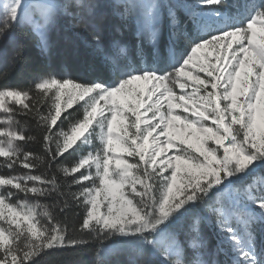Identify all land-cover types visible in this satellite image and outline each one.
Wrapping results in <instances>:
<instances>
[{"label":"snow or ice","instance_id":"obj_1","mask_svg":"<svg viewBox=\"0 0 264 264\" xmlns=\"http://www.w3.org/2000/svg\"><path fill=\"white\" fill-rule=\"evenodd\" d=\"M0 158V264H264V0H0Z\"/></svg>","mask_w":264,"mask_h":264},{"label":"trees","instance_id":"obj_2","mask_svg":"<svg viewBox=\"0 0 264 264\" xmlns=\"http://www.w3.org/2000/svg\"><path fill=\"white\" fill-rule=\"evenodd\" d=\"M229 2H231V0H229ZM27 54L33 59H35L38 55L36 53V51L34 49H31V48L28 49ZM84 68H85V65L81 61L77 60L74 57L69 58V60H68V75L72 76L73 78L84 79V78H86ZM14 79H15V76H14ZM81 103H83V102L77 101L71 109H68V111H75L76 108H78ZM20 119L23 120L24 118L20 117ZM31 147H32L33 151H37V152L39 151L38 145H32ZM0 159H3V158H0ZM0 172L7 173L8 170L0 168ZM73 259L77 260L78 264H91L93 256L91 253H86V254H83L81 256L74 257ZM112 259L115 260V257H112ZM45 264H59V259L55 258V257L48 258V259H46Z\"/></svg>","mask_w":264,"mask_h":264},{"label":"rangeland","instance_id":"obj_3","mask_svg":"<svg viewBox=\"0 0 264 264\" xmlns=\"http://www.w3.org/2000/svg\"><path fill=\"white\" fill-rule=\"evenodd\" d=\"M203 75V74H202ZM78 102H81V101H78ZM75 104V103H74ZM130 159V158H129Z\"/></svg>","mask_w":264,"mask_h":264}]
</instances>
